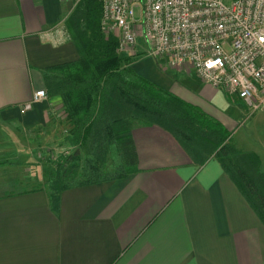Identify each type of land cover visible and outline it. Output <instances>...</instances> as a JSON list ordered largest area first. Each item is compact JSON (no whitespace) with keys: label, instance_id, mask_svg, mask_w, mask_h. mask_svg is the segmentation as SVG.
<instances>
[{"label":"crops","instance_id":"crops-1","mask_svg":"<svg viewBox=\"0 0 264 264\" xmlns=\"http://www.w3.org/2000/svg\"><path fill=\"white\" fill-rule=\"evenodd\" d=\"M75 2L0 0L1 118L40 124L60 106L47 95L23 108L48 68L77 59L63 23ZM134 57L135 72L218 121L264 172V107L248 115L191 72ZM130 134L136 164L123 178L62 190L56 203L40 188L0 193V264H264V226L214 157L193 164L157 125Z\"/></svg>","mask_w":264,"mask_h":264},{"label":"trees","instance_id":"trees-1","mask_svg":"<svg viewBox=\"0 0 264 264\" xmlns=\"http://www.w3.org/2000/svg\"><path fill=\"white\" fill-rule=\"evenodd\" d=\"M100 5L78 0L64 18L77 59L48 68V95H57L74 149L60 154L46 173L48 201L60 191L133 172L134 125H157L193 164L214 157L264 226V172L258 156L237 149L224 127L197 106L135 72L117 41L99 28ZM36 189V188H34ZM43 189V188H40Z\"/></svg>","mask_w":264,"mask_h":264},{"label":"built area","instance_id":"built-area-1","mask_svg":"<svg viewBox=\"0 0 264 264\" xmlns=\"http://www.w3.org/2000/svg\"><path fill=\"white\" fill-rule=\"evenodd\" d=\"M96 1L99 28L115 36L119 54H135L141 39L169 69L236 97L248 115L264 107V0ZM44 97L35 90L23 108Z\"/></svg>","mask_w":264,"mask_h":264},{"label":"rangeland","instance_id":"rangeland-1","mask_svg":"<svg viewBox=\"0 0 264 264\" xmlns=\"http://www.w3.org/2000/svg\"><path fill=\"white\" fill-rule=\"evenodd\" d=\"M134 50L135 54H126L131 60L137 53V59L152 58L161 72L174 77L180 75L168 68L167 57L150 55L141 39H137ZM43 91L45 97L41 100L48 95L46 89ZM73 149L60 106H49L46 119L40 124L24 126L0 117V193L46 189V173L55 159Z\"/></svg>","mask_w":264,"mask_h":264}]
</instances>
